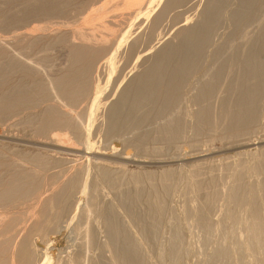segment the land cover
I'll return each mask as SVG.
<instances>
[{
    "label": "rangeland",
    "instance_id": "rangeland-1",
    "mask_svg": "<svg viewBox=\"0 0 264 264\" xmlns=\"http://www.w3.org/2000/svg\"><path fill=\"white\" fill-rule=\"evenodd\" d=\"M23 1L0 0V17H4L2 20L0 18V42L2 44L5 43L7 52L18 51L23 56L26 55L25 57L30 58L29 60L37 65L36 68L38 66L40 67L37 68V72H31L32 75L22 73V71H11L5 76L0 75V98L3 97L2 94L4 96L8 94L11 96L10 91L17 85L26 87L33 92L35 84L38 83L36 81L37 79L38 81L39 79H43L47 82L48 77L52 78V76L61 73L68 63L69 51L73 44L83 42L88 44L92 42L95 45H99L101 44L99 43L100 41L103 42L102 44L106 47L107 51L92 66L91 71L93 72V77L91 75L89 79L92 85L88 95L81 97L75 104L73 103L71 105L61 99V102H64L63 104L66 105V108H71L72 113L75 114V121L78 124L76 127H74L75 124H69L66 125L67 129H65V126H52V124H47V126H44L45 130L38 128L42 124L41 111L46 103L48 105L56 104V107L53 105L54 108L60 109V111L63 109V111L67 110L65 106H60L51 97H48L47 102L36 100L28 106L14 103L9 108L0 107V146H2L0 148V183L3 184L16 171H36L34 179L29 182L28 187L30 188V193L28 192L23 197H16L11 201L0 202V264H17L15 251L24 239L23 242H26V245H30L29 250L32 256L31 264H40L43 261V257H46L44 261L47 262L44 264H93L95 262L99 264H116L120 250L122 253L128 249L125 247L123 241H117L112 237L113 235L110 234L111 231L106 228V222L109 219L108 216L114 217L115 225L127 232L131 243L136 245L137 250H139L138 254L140 257L142 256L145 264H169L172 259L170 250L173 245L174 247L177 246L174 251L178 253L176 259L179 264L180 262L181 264H198V261H202V258H200L202 257L201 252H210L214 248L215 250L221 248V250H214L215 254H219L220 251L221 254L226 249L223 257L225 256L224 258L226 260L229 258V261L227 260L228 262L242 264V260L239 257L245 258L242 256H246L247 253L245 251L243 252L244 249L237 250L236 245H234L236 244L233 241L234 238H232L234 234L232 233V229L237 228L240 232L244 230L249 234L250 225H247L245 223L246 221L243 223V219L245 220L244 217L246 219L249 218L246 216L249 215V212L246 206V208L238 209L237 212L234 211L237 213V216L239 215V217L234 215V217L236 216L235 218H242L239 219L240 221L237 219L236 221L231 216L235 213L232 214V211H230L231 206L229 208V205L231 203L229 198H227V192L231 189V186H234V176L237 171H240L241 176H243L240 180V187L248 195L252 190L251 186L254 183L252 184V180L250 179L252 176L251 173H253V170H251L253 169L251 161L255 157L258 158L257 155L260 157L264 155V116L261 115L262 118L259 117L261 118L259 119V123L257 121L255 124H251L242 129L243 137L241 136L242 133L236 136L232 130L224 128V125V127L221 126L219 128L218 113L220 100L226 97L224 89L227 86V82H225L226 85L225 83L222 84L223 89L222 85H220L221 88H218V92L216 91V94L214 93L208 100L212 111V120L215 118L209 128H202L203 130L201 129L198 132H191L185 118L189 116V111L203 104V101L200 103L197 102V105L190 104L188 101H184L186 99L182 98L176 104L170 105V107L163 110H159V100L149 106L148 104H143L141 112L146 111V114L139 116L141 119L138 123L120 131L97 132L94 126L98 120V123L101 122V119H99L100 111L115 99V93L119 87L118 75L131 70L138 64V59L140 58V56H135V59L126 62L121 54L122 51L130 46L134 40L141 37V34L147 30L155 13H157L166 0H150L151 2L149 0H67L61 14L55 13L49 16L37 15L38 11L35 12L36 16L32 15L34 13H28V10H32L34 3H29V0ZM75 3L79 6L75 5ZM72 4L74 6H71ZM146 6H148V10ZM151 6L153 7L151 8ZM125 10L128 12H125ZM101 16L103 17L100 18ZM189 21L192 22V20ZM254 25L257 26L254 22H251L246 28L253 30L255 28ZM102 33H105V35ZM89 34L91 35L89 36ZM98 34L99 36H97ZM116 35L117 37L115 38ZM118 36L121 37L122 43H120L121 45L115 51L118 55L115 53L112 56V59L115 61L112 60L110 64L106 63L109 52L113 50L112 48L115 43L119 41H117L119 39ZM133 38L135 39L133 40ZM166 38L171 43L176 42V38L168 33L166 34ZM240 42L239 48L241 49L244 41L240 39ZM154 49V44L143 42L141 54H151ZM4 50L0 46V61L4 56H7ZM113 67L114 69H112ZM1 71H3V66L1 67L0 74H2ZM95 80L97 81L96 83ZM96 88L98 92L95 90ZM186 91L188 94H192L195 92V89L188 88ZM10 99L13 101V98ZM144 106L149 108H144ZM178 114H181L180 116L182 114L186 116L187 114L186 117H183V115L181 119V130L183 129V132L180 131L179 135L174 138L162 135L163 133L158 134V128L169 119H173L174 115L176 117ZM185 123L186 125H184ZM87 133L90 134L88 135ZM50 134L53 135L52 137L54 139L50 137ZM57 134L58 136H55ZM61 137L63 138L61 139ZM54 140L55 142H58L57 140H63L59 143H63L64 145H55L53 144ZM50 142L51 144H49ZM126 152L130 155V158H127V160L121 158ZM32 153L34 155L39 154V157H47L52 161L49 163H44L43 161L34 163V155ZM167 170H171V179L170 177L164 178L161 174V172ZM132 173L133 175H131ZM211 177H214L216 180L218 179V182L213 181L215 183L212 184L210 181H207ZM70 179H72L71 182ZM222 184H226L227 191L225 189L224 192L217 195L219 200L226 201L224 203L228 205V207H225L227 210L217 208V205H219L217 203L220 202L218 198V201L215 203L216 207L214 206L216 209L213 206L209 208V204L206 203L208 201V195L216 194L215 187H224ZM69 185H71L70 188ZM223 193L227 194L223 195ZM59 196L60 200L57 201L56 198ZM190 196L197 204L199 203L198 205L205 215L206 220L209 218L210 223L213 224L212 226L215 231L212 229L211 235L205 233L204 235L207 236H204L201 229L199 231V228L193 224L194 221L192 218L190 217L191 219L189 218L187 220L184 216L183 211L185 206L183 201L185 200L183 197L189 199ZM161 205L163 207H161L158 213L157 206ZM222 210H226L224 212L225 214ZM151 218H153L152 221ZM232 218L238 224L241 222L240 226L234 223ZM230 219L233 220V224ZM262 220L264 226V212L262 213ZM211 221L216 222L218 226L216 223L214 225V222L212 223ZM150 224L154 226L153 228L155 230H153L154 232L152 231L151 239L147 237V232H145V229ZM218 228L219 230H217ZM20 230L22 231L20 232ZM213 232L216 233L214 234ZM230 234L232 237H230ZM243 235L246 237L245 232H243ZM243 235L240 237L243 238ZM263 236L264 233L262 234ZM203 237L204 241H200ZM227 248L230 249L229 252ZM11 249L12 251H10ZM234 249L236 252H234ZM115 250H118L119 253L118 251L115 253ZM232 250H234L235 256H237V252L238 255L240 254L237 256L238 258L233 255ZM260 258L262 259L263 257ZM70 259L74 260L72 261L73 263Z\"/></svg>",
    "mask_w": 264,
    "mask_h": 264
},
{
    "label": "bare ground",
    "instance_id": "bare-ground-1",
    "mask_svg": "<svg viewBox=\"0 0 264 264\" xmlns=\"http://www.w3.org/2000/svg\"><path fill=\"white\" fill-rule=\"evenodd\" d=\"M70 1H72V0H70ZM66 2H67V0H29V3H34V6H33L32 10H28V13H34L32 15H35V12L38 11L37 15L40 14V15H48V16L53 15L55 13L61 14L63 9L65 8ZM149 2H151V1L149 0ZM154 2H156V1H154ZM78 3H80V2H78ZM75 5H78V4L75 3ZM114 5H115V3H114ZM71 6H74V5L72 4ZM13 7H15V6H13ZM152 7L153 6H151V8ZM146 8L148 10V6H146ZM140 10L142 11V9H140ZM263 10H264V0H166V2L160 7V9L158 11L156 10L157 13H155L154 18L150 22L147 30L143 34H141V37L136 39V40H134L135 38H133L134 42H132V44H130V46H128L125 50L122 51L121 54L123 55L126 62H128L132 59H135V56H140V58L138 59V64L136 66H134L131 70H129L127 73H120V74L118 73L119 74L118 75L119 87L115 93V99L107 107H103V109L100 111L99 119H101V122L98 123L99 122V120H98L97 124L94 126V129L97 132H102V133H106L108 131H120L122 129H125L127 127H130L131 125L138 123V121L141 119V118H139V116L146 114L145 113L146 111L141 112V108H142L143 104H148V106H149V105L154 104L157 100H159V102H158V103H160L159 110L160 109L163 110V109H166L167 107H170V105L176 104L179 101V99L184 98V99H186L184 101H188V103H190V104H192V103L197 104V102L200 103L203 101V104H200V105L197 104L198 106H196V108L189 111L188 117H186L187 114H186V116H185V114H182V116L184 115L183 117H186L185 119L188 123V128L191 130V132H198L202 128H209V126L212 125V123H213L212 121L215 118L212 120V117H211L212 111H211L208 100L213 96L214 93L216 94V91L218 90L220 85H222L225 82H227V86L224 89L226 97L221 98V100H220L221 102H220L219 113H218V117H219L218 121H219V125H220L219 128H221V126L222 127L225 126L224 128H228V129L232 130V132L234 134H236V136H237V135H241L242 129L246 128L247 126H249L251 124H255L257 121H258L257 123H259V119L262 118L261 115L264 116V11ZM67 11H68V9H67ZM146 11H144V12H146ZM1 12H4V11H1ZM125 12H128V11L125 10ZM133 12H132V14H133ZM138 12H139V10H138ZM140 13H139V15H140ZM25 16H26V14H25ZM102 17L103 16H101L100 18H102ZM2 18H4V17H2ZM2 18H1V20H2ZM133 19H135V18L133 17ZM189 20H192V22H190ZM251 22H254L257 25V26L254 25L255 28L253 30H251L250 28L249 29L246 28V26H248L249 23H251ZM112 23H113V21H112ZM25 26H26V24H25ZM127 28H128V26H127ZM90 29H92V28H90ZM85 30H87V29H85ZM81 33H85V32H81ZM167 33L176 38L175 43H171L170 41H168V39L166 38ZM102 34L105 35V33H102ZM122 34H123V32H122ZM90 35L91 34H89V36ZM100 35H101V33H100ZM65 36H66V34H65ZM97 36H99V34ZM123 36H125V35H123ZM66 37H68V36H66ZM105 37H107V36H105ZM116 37H117V35L115 36V38ZM121 37H119V39H117V41L118 40L119 41L115 43L114 47L112 48L113 50L111 52H109V54H108L109 57L108 56H107L108 58L105 57L107 59L106 63L110 64V62L113 60L112 56L116 53L115 51L117 50V48H119V45L122 44L121 39H120ZM21 38H23V37H21ZM94 38L96 39V37H94ZM122 38H124V37H122ZM73 39H74V37H73ZM240 39H242V41H244L243 47L241 49L239 48ZM101 41H103V40H101ZM85 42H87V41H85ZM111 42H112V40H111ZM143 42L154 44L155 49L153 50V52L151 54L150 53L149 54L143 53V55L141 54ZM91 43L92 42L87 44V43L83 42L80 44H73L72 47L70 48V51H69V59H67L68 63L66 62L67 65L61 73H59L56 76H52V78L48 77L47 82H46V80H43V79H39V81L37 79L36 81L38 83H36V84L34 83L35 87L33 88V92L30 91V89H28L26 87H21V86L17 85L18 87L16 86L14 89H12V91H10L11 96L8 94L9 95V97H8V95L4 96L2 94L3 97L0 98L1 99L0 102L2 101L0 104V107L9 108V107H12L14 105V103L17 105H27L28 106V105L33 104V102H35L36 100H39V101L42 100L43 102H45L48 99V97H51V99H53L58 104H60V106L63 105L66 108V105L63 104L64 102L63 103L61 102V99H63V101L64 100L67 101V103H69V105H71L73 103L75 104V102L77 100H79L81 97L87 96L89 91H90V87L92 85L91 82H89L91 75L93 77V74H92L93 72L91 71L92 66L97 61V59H99L101 56H103V54H105V52L107 51L106 47L102 44L103 42L99 41V43H101L99 45H97V44L95 45L94 43H92V44ZM7 44H9V43H7ZM104 44H105V42H104ZM110 45H112V44H110ZM110 45H108V46H110ZM0 46H1V49H3V50L6 48L5 43L4 44L1 43ZM31 46H32V44H31ZM29 49H31V48H29ZM10 50H11V48H10ZM110 50H111V48H110ZM4 51L6 52L7 56H4V58L1 60L2 62L0 61V70H1V67L3 66V71H1L2 74H0V75L5 76L8 72H11V71H16V72L22 71V73H25V74H31V72L33 73V71H36V72L38 71L37 68L40 66H38L36 68L37 65H35V63H32L31 60H29L30 58L25 57L26 55L23 56L16 49H15V51H17V52H14V51L7 52L6 49ZM20 51H21V49H20ZM22 53H23V51H22ZM66 55H67V53H66ZM116 55H118V54L116 53ZM32 61H33V59H32ZM113 61H115V60H113ZM118 62H119V60H118ZM117 65H119V64H117ZM112 66H114V65L112 64ZM98 68H99V65H98ZM112 69H114V67ZM40 70H41V68H40ZM110 75H112V74L110 73ZM116 76H117V74H116ZM96 82L97 81L95 80V83ZM20 83H18V84L20 85ZM46 83H48V84H46ZM92 83H93V81H92ZM22 85H23V83H22ZM97 85H98V83H97ZM225 85H226V83H225ZM32 86H34V85H32ZM188 88H194L195 92L192 94H188L186 91ZM92 89H91V91H92ZM222 89H223V85H222ZM95 90H97V88ZM97 92H98V90H97ZM96 95H95V97H96ZM0 96H1V94H0ZM222 96H224V95H222ZM10 98H13V101ZM204 101H206V102H204ZM90 104H92V103L90 102ZM53 105H48L46 103L43 106V109L41 111L42 112V114H41L42 115V117H41V123L42 124L38 127L39 129H44V126H47V124H52V126L53 125L65 126V129H67L66 125H69V124L70 125L75 124L74 127H76V125H78L77 122L75 121V114L72 113L71 108L68 107V108H66L67 109L66 111H63L64 109L62 111H60V109L58 110L57 108H54V106L56 104L54 106ZM145 107H147V106H144V108ZM147 108H149V107H147ZM5 111H9V110H5ZM177 112H179V111H177ZM171 115H172V112H171ZM180 115L178 114L176 117L174 115L173 119H169L165 123L163 122L164 124H162L158 128V131H159L158 134L163 133L162 135L169 136L170 138H174L175 136H178L180 131L183 130V129L181 130L182 116H180ZM259 117H261V118H259ZM76 118H77V116H76ZM78 122H79V120H78ZM79 123H81V121ZM184 125H186V123ZM57 128L60 129L59 127H57ZM88 130H89V128H88ZM86 131H87V129H86ZM251 133H253V132H251ZM52 136L53 135H51L50 137L53 138ZM55 136H58V134ZM241 136L243 137V133ZM248 136H249V133H248ZM62 138L63 137H61V139ZM59 140H60V138H59ZM59 140H57L58 142H55V140H54L53 144L63 146L64 145L63 143H59V142H62L63 140L62 141H59ZM49 144H51V142ZM1 147L2 146H0V148ZM56 147H58V146H56ZM89 152H91V150H89ZM38 155L39 154L33 156L34 163L35 162L39 163V161H43L44 163H49L50 161H52L51 159H48L47 157L46 158H44L43 156L39 157ZM88 156H89V154H88ZM96 156H98V155H96ZM30 157L32 158L31 155H30ZM257 157L258 158L255 157L251 161L253 164L252 165L253 169H251V170H253V173H251L252 176L250 179L252 180L251 183L252 184L254 183L255 186L254 185H253L254 187L251 186L252 190L249 193V195L247 193H245V190L242 187H240V185H241L240 180L243 177V176H241L242 174L240 173V171H237V173L234 176V180H235L233 183L234 186H231V189L228 190V192H227L228 193L227 198H229V201L231 203V205H229V208L231 206L232 210L230 209V211H232V214L237 212L238 209L246 208V207H247L246 209H248V212H249V215H246L249 218L247 217L248 219H246V217H244L245 220L243 219V223H244V221H246L245 223L247 225H250L249 232H248L249 234H247V232L244 231L243 229H242L243 231H241L242 232V234H241L239 229H237V228L235 229L232 226V224H233L232 222L234 219L235 220L237 219L238 221H240L239 219H242V218H239V219L235 218L237 216L236 215L237 213L231 215L233 217H234V215H236L234 217V219L232 218L233 220L230 219L231 223H232L231 226L234 228V230L232 229V233H234V234H233V237L231 235L232 233L230 234L231 236L230 235L229 236L234 238V240L232 238L231 239L233 241H235L234 243H236V244H234V245H236L237 250H243L244 249L243 252L245 251L247 253V254L244 253V254H246V256H242L245 258L239 257L242 260V264H264L263 263V261H264L263 237L264 236L262 237V234L264 233V228H263L264 226H263V220H262V213L264 212V155L262 157L257 155ZM121 158L127 160V158H130V155H128V152H126L125 155L121 156ZM232 158H234V157H232ZM25 159H27V158H25ZM239 161H240V159H239ZM43 162H40V163H43ZM202 162H204V161H202ZM224 163H226V162L224 161ZM227 164H228V160H227ZM250 165H251V163H250ZM83 167H81V168H83ZM97 167H98V165H97ZM192 167H193V165H192ZM80 170H82V169H80ZM168 171L169 170L161 172V174H162V176H164V178H168L171 176V174H172L170 172L171 170L169 172ZM35 175H36L35 170L16 171L3 184L0 183L1 184L0 185V202L4 203L6 201L13 200L16 197H23V196L27 195L28 192L30 191V188L28 187L29 182H31L34 179ZM131 175H133V173ZM207 175H209V174H207ZM132 177H134V176H132ZM0 178H1V176H0ZM215 178H217V177L215 176ZM215 178L211 177L207 181H210L212 184L215 183L213 181L218 182V179L216 180ZM170 179H171V177H170ZM71 180L72 179H70V182H71ZM221 183H223V182H221ZM198 185H200V184H198ZM222 185H224V187H221V186H219L220 188L217 186L215 187L216 194L211 193L212 195H208L209 197H208V199H207L208 201H206V203L209 204V206H208L209 208H210V206L214 207L215 203L219 200L217 194L224 192L225 189L227 191L226 184H222ZM70 186L71 185H69V188H70ZM83 190H84V188H83ZM227 193H223V195L227 194ZM67 195H68V192H67ZM216 195H217V197H216ZM217 198H218V200H217ZM183 199L185 200V201H183L184 206H185V209L183 208L184 209V211H183L184 216L187 218V220L191 217L192 220L194 221L193 224L199 228V231L201 229V231L203 232V235L205 233L207 235H209L214 230L213 226H212L213 224L210 223L209 218H207V220H206V218L204 217L205 215L202 213L201 208L198 205L199 203L197 204V202H195V200L191 196L189 199H186L184 197H183ZM56 200L57 201L60 200V196L58 198H56ZM152 200H154V199H152ZM219 201L220 202L217 203V204H219V205H217V208H219L221 210V209H226L225 207H228V205H225V203H224L225 200H223V201L219 200ZM49 205H50V203H49ZM60 206H61V204H60ZM85 206H86V204H85ZM161 207H163V206L162 205L157 206V210H158L157 212L158 213L161 210ZM45 208H44V211H45ZM226 210L225 211L222 210L223 213L226 212ZM240 212H242V211H240ZM238 214H240V213L238 212ZM108 217H109V219L108 220L106 219L107 220V222H106L107 227L106 228H108L109 231H111L110 234L113 235L112 237H114L117 241L118 240L123 241L125 244V247L128 249V250L126 249L127 251L122 252V253H121V250H120V253L117 250L119 255H118V258L116 257L117 258L116 264H145V262L142 260L143 259L142 256L140 257V255L138 254L139 250H137L136 245H133L131 243L130 237L127 234V232L125 230H123L122 228H118L117 225H115V223H114L115 220H113L114 217L113 218H112V216L111 217L108 216ZM237 217H239V215ZM186 218H184V219H186ZM152 219L153 218H151V221H152ZM235 220H234V223H236ZM151 221H150V223H151ZM223 221H222V226L224 225ZM211 222L213 223L214 221H211ZM215 223L216 222H214V225L217 224V223L216 224ZM240 223L239 224L236 223V224H238L240 226ZM217 226H218V224H217ZM153 227L154 226L150 224L145 229L146 230L145 232H147L146 234L148 235L147 237H149L150 239H151L152 234H153L152 233V231L154 230ZM217 230H219V228ZM21 231L22 230H20V232ZM243 232L246 233V237L243 235ZM207 235H204V236H207ZM242 235H243V238L240 237ZM23 241H21V243L19 245L17 244L18 247L15 251L17 260L16 259L15 260L17 261V264H31L32 256H31V252L29 250L30 245H28V244L26 245L25 244L26 242L24 243ZM200 241H204V237L201 238ZM27 243H29V242L27 241ZM229 243H230V241H229ZM134 244H136V243H134ZM217 245H218V243H217ZM27 246H29V247H27ZM233 246H231V247H233ZM1 247L3 248V246H1ZM39 247H40V245H39ZM176 247H174V245H173L172 249L170 250V256L172 259L169 262V264H179L178 260L176 259L178 253L174 251V249ZM218 247H220V246H218ZM229 248H227L228 252L230 250ZM119 249H121V248H119ZM214 250H215V248L213 250L211 249V251H213V252H214ZM216 250H221V248H218ZM224 250L226 251V249H224ZM234 250H232L233 255H234V252H236V250L235 251ZM10 251H12V249ZM13 251H14V249H13ZM44 251H45V249H44ZM117 251L115 253H117ZM128 251H129V253H128ZM203 251H204V249H203ZM211 251L210 252H208V251L207 252H201L202 257H200V258H202V261H198L199 262L198 264H233L232 262H228L229 258L227 259L228 260L227 261L226 258H224L225 256L223 257L225 251H222L223 253H221V254H220L221 251L219 252V254L218 253L215 254V252L213 253ZM12 253H14V252H12ZM239 253H241V252H239ZM0 255H1V253H0ZM239 255L237 252V256H239ZM229 256H230V254H229ZM237 256H235V257H237ZM230 257L232 258V256H230ZM260 257H263V258L261 259ZM45 258L43 257V261H41L40 264L47 263L46 261H44ZM67 259H69V258H67ZM259 259H261V260H259ZM160 260H162V259H160ZM179 260H180V258H179ZM64 261H65V259H64ZM72 261H74V260H71V262ZM65 262H63V263H65ZM68 264H71V263H68ZM93 264H99V263L95 262ZM180 264H181V262H180Z\"/></svg>",
    "mask_w": 264,
    "mask_h": 264
}]
</instances>
